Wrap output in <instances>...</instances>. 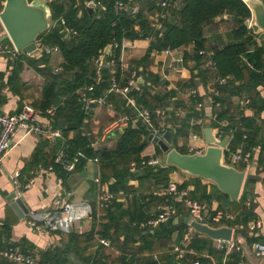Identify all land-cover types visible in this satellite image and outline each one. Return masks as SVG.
<instances>
[{"label": "trees", "instance_id": "16d2710c", "mask_svg": "<svg viewBox=\"0 0 264 264\" xmlns=\"http://www.w3.org/2000/svg\"><path fill=\"white\" fill-rule=\"evenodd\" d=\"M96 1H100L104 9H94L92 13L85 0L50 1L54 26L41 33L38 40L41 44L57 47L63 57V63L59 69H54L50 65L51 54L19 53L12 70L14 79L18 80L25 63H28L43 77L42 99L36 107L42 112L50 107L55 108V127L62 119L68 123H76L73 137L69 136L71 130H62L63 137L55 142L53 157L44 162L45 166L51 164L53 169L63 176L68 173L66 165L81 150L89 157H99L102 181L114 179L109 190L116 195V198L104 211L106 220L101 221L102 216L98 217L97 211L94 210L91 230L85 233L67 234V241L63 247L44 251L40 262L41 264H187V259L180 258L172 247L175 244L181 245L186 239L188 226L183 220L184 216L189 214L188 207L182 200H174L157 193L160 188L171 184L170 173L180 169L174 165L159 166L143 163L149 159V156L143 153L149 144L151 130L142 123L138 127L129 125L110 134L116 138L112 147L94 148L89 129L83 131V127L89 125L86 120L90 115L84 110L80 92L85 86L95 83L97 72L93 61L106 46L113 45L114 53L109 59L112 58L115 64L103 66L101 80L95 83L94 91L89 93L91 96L105 94L111 87L113 77L117 80L122 78L126 80L130 75V71L125 70L121 62L123 42L149 38L150 45L146 53L139 60L134 61L138 76H142L144 82L139 84V89H134L130 94L139 104L153 112L155 122V111L158 108H165L173 116L169 121L176 126L171 129L174 132L173 146L182 153H188L185 143L179 145V139L189 136V127L199 132L200 111L196 106L197 103L202 102L205 107V98L198 93L191 96L186 105L183 100L173 101L174 92H154L153 86L160 83V76L149 71L147 65L151 61L153 52L193 44L194 53L185 52L183 63L189 67L195 64L193 69H198V74L184 86L197 88L196 77L206 84V79L212 72L218 77L216 83L218 92L213 95V103L210 105L215 115L212 126L220 130L224 137H231L229 147L232 150H236L240 145L246 150L259 148L258 166L264 171V135L262 134L264 120L259 121L260 115L264 112V96L261 93V90H264V43L259 45L256 40L258 34L245 25L246 19L252 17V11L244 0H182L179 8L170 6L165 10L158 5L160 0H131L129 7L121 11L115 9V0ZM130 7L139 8L138 11L135 9L130 11ZM2 9L3 5L0 6V10ZM153 11L165 12V17L160 19L161 28L153 26L147 16V13ZM224 13L230 14L238 26L225 36L217 35L212 40L214 64L209 67L204 56L200 54V50L205 49L210 43L204 29L210 21ZM62 17L66 25L76 31L75 34L64 33ZM7 41L9 40L3 42ZM40 64H43V67ZM244 93L250 98V103L245 107L234 105L232 98ZM109 96L108 98L116 103L117 115L122 114L123 111L129 112L124 100L117 98L115 94ZM217 103L220 105L217 106ZM170 107L173 109L170 110ZM180 107L186 109L187 113L182 120L183 126L177 128L179 119L176 118L175 110ZM246 109H252L254 115L247 116ZM192 120L194 125H189L187 121ZM225 120L227 124L223 125ZM41 154L37 151L34 160L40 161ZM86 161L81 159L77 168H82ZM132 163L135 165L133 166ZM237 167L241 170L245 168L243 164ZM131 180H138V186L130 184ZM190 184L195 186L189 193L190 197L206 203L209 207L215 199L219 203L218 209L237 214L235 220L227 221L228 225L248 223L257 218L254 199H248L247 189L243 191L239 200L231 201L229 195L223 193L217 185L214 186V191L209 193L206 185L201 183V177L190 176V180L177 186L186 189ZM120 192H124L125 196L131 195L129 203L122 201V197L118 196ZM247 201L250 202L249 206ZM167 202L177 206L181 221L176 224L171 219L155 228L144 226L143 222L154 208ZM207 210L210 212V208ZM152 230L154 232H151ZM10 235L11 226L6 222L0 231V252L12 248L9 242ZM95 235L109 240L110 247L119 251V255L111 258V255H107L104 251L108 247L97 241L98 248L95 253L84 256L88 246L82 243L90 242ZM261 239L255 237L251 242ZM213 243L210 237L194 233L186 248L195 253L207 252L222 262L226 250L218 249ZM71 255L78 259L72 261ZM187 257L196 258L195 254H188ZM239 257L240 252L234 250L229 263L234 264Z\"/></svg>", "mask_w": 264, "mask_h": 264}, {"label": "crops", "instance_id": "0c3cea01", "mask_svg": "<svg viewBox=\"0 0 264 264\" xmlns=\"http://www.w3.org/2000/svg\"><path fill=\"white\" fill-rule=\"evenodd\" d=\"M44 1L49 5V2L52 0H40ZM176 5L173 3L174 8H179L182 4V0H177ZM4 6V1L0 0V6ZM134 9V8H133ZM2 10H0L1 12ZM164 12V11H153L147 13L148 18L154 23L157 20V13ZM238 23L233 19V17L228 14L224 13L212 21H210L205 26V36L209 39L208 46L205 47L206 49H213L212 44L214 41L212 40L217 35L225 36L229 31L233 28L237 27ZM5 34V29L0 22V112L3 113H17L22 110L23 106L29 104L35 108L38 102L42 99V91H43V77L35 72L32 66L28 63H25L24 69L21 72L20 78L14 79L13 74V67L15 60L19 56L18 52L16 54L8 52L5 50L7 47L8 49H13L14 46L10 39L7 42L1 41V38ZM259 37L261 35H258ZM258 36L256 40L259 45L264 43V39H259ZM7 40V39H5ZM37 44H40L38 40ZM150 45V39H138L135 41H124L122 45V52H121V62L122 66L125 70L130 71V75L126 80L123 78L118 80L120 84H126L127 81L131 78L134 71L138 73V69L136 64L134 63L135 60H139L141 57L144 56L148 47ZM194 45H187L176 49H167L162 52H153L151 55V61L147 65V68L152 73L160 76V83L158 85H154V92L158 93H167V92H174L175 95L173 97V101L176 100H183L187 105L189 103V96H188V87H185V83L190 81L194 75L198 74V69L194 70L195 64H191L189 66H185L183 63L184 53L187 52L189 54L194 53ZM214 50V49H213ZM114 47L112 44H109L104 49V55L106 56L107 60L113 56ZM34 54L38 55L39 52H34ZM205 60V58H204ZM63 63V57L59 50L54 51L51 53L50 57V65L54 69H59L60 65ZM43 67V64H40ZM104 66H110L105 64ZM142 67L139 68L141 70ZM13 77V82H12ZM139 84L144 82L142 76H138ZM197 83V90L198 93L205 98L206 106L200 111V114L204 117V122L200 123L199 119L198 122L201 124V128L199 132L193 131L192 127L188 128L189 136L187 138H180L179 145L185 143V146L188 150V144L193 142L191 136L194 133H198L202 136V140L196 141L198 146H207L206 137L204 134L205 124L210 123L212 126V120L215 119V115L213 114L212 107L210 106L213 103V95L216 92H213L212 89H216V83L218 81V77L212 72V74L208 75L206 79L207 83L204 84L199 77L195 78ZM139 89V86H138ZM218 92V91H217ZM262 95L264 96V90H261ZM117 98H121L125 102V106L129 109V112L123 111L122 114H135L138 112L142 107V104H139L136 99L131 95L122 96L116 95ZM242 97L246 94L244 93L241 95ZM110 97V96H108ZM109 101L110 100L108 98ZM130 100H133L134 103H131ZM114 103V108H110L105 104H98L95 103L93 105V109L90 112V117L86 120L88 127H83V131L86 132V129H89L90 138L92 140V144L94 148H100L103 146L112 147L115 144L116 138L113 135L104 136L103 130L105 123L113 121V118L116 119L119 115L116 112V103ZM197 108V107H196ZM38 109V108H37ZM170 110L173 107L169 108ZM182 109L183 114L181 117H177L178 120V127H181L182 120L186 117V109ZM176 109V110H178ZM105 110L107 117L109 116V120H104L103 118H99V113ZM175 110V111H176ZM198 110V109H197ZM199 114V116H200ZM245 114L247 116H253L254 111L252 109H246ZM176 115V114H175ZM55 117V116H54ZM173 119V116L169 113L168 114V123H169V130L174 129L176 126L169 121ZM42 120L47 121L48 115L45 113L42 114ZM264 120V112L260 115L259 121ZM110 121V122H111ZM142 122L140 119L137 122V126L139 123ZM47 123L54 127L59 128L58 125L55 127L54 125V118L51 121H47ZM189 125H194V120L187 121ZM227 124V121H223L222 123ZM132 126V125H131ZM67 129V128H65ZM63 130V129H62ZM71 130V129H69ZM75 128L71 130L70 137H73L75 134ZM172 131V130H171ZM217 132V128L212 126V133L215 137ZM174 133V132H173ZM262 134L264 135V125ZM115 135V134H114ZM151 135V134H150ZM229 137L230 144L231 137ZM113 140H112V139ZM224 138V135H223ZM60 139V138H59ZM56 142V141H55ZM55 142L49 141L37 134H28L25 135L23 131H19L13 139V145L8 149L2 163V167L0 168V231L1 227L4 223H8L11 226V235L9 242L12 245V248L17 247L24 253L34 255L38 260L41 259L42 253L47 251L48 249H55L56 247H63V245L67 241V234H62L58 232H54L51 234H45L36 231L28 224V218L30 213L32 212H46L51 211L54 209L61 208L66 202L68 201H89L92 203L94 210L97 211L96 203H97V196L100 187H105L110 189V184L113 183L114 179L111 178L109 181H102L101 179V163L95 162L92 160L86 161L85 165L82 168H77L75 171H68V173L64 174L63 176L60 175L58 171L53 169V166L50 164L45 166V161L51 160L53 157V146ZM239 147V146H238ZM37 151H40L42 154V158L40 161L35 159L34 155ZM143 155L152 157H163V151L160 149L159 145L149 138V144L144 151ZM260 156V149L253 148L252 152V162L253 167L251 172L261 176V180L259 181H246L244 190H248V193L252 194L248 199H254L255 203V212L257 218L254 219L255 221L261 222V227L258 228L255 232L250 233L247 231H240L237 230L234 238V243L232 245H226L220 243L218 240L213 239V245L218 249H225V253L223 255L222 262H219L215 256L204 252V253H197V255L201 256V260L205 259L204 261L208 264H230V256L232 255L234 250L240 252L239 259L234 263L237 264L238 261L242 259V253L238 250V246L240 244H245L246 246H252L255 242H264V171L262 168H259ZM34 160V161H33ZM58 161V160H57ZM240 165V164H239ZM52 167V169H50ZM42 168H45L44 172H40ZM238 168V167H237ZM239 169V168H238ZM241 170V169H239ZM19 172V176L16 178L14 177L16 172ZM190 176L186 173H183L181 170H174L170 173V183L173 185H180L184 181L190 180ZM98 177L101 179V184L96 180ZM15 179H18L20 186L15 183ZM201 183L206 185L207 191L213 192L214 191V184L213 182L203 179L201 177ZM130 184L138 186V180H131ZM187 188L193 190L195 188L194 184H190ZM12 192H17V197L22 198L23 202L29 209V212L26 216L20 217L17 212L11 206V201L8 200V196ZM67 192H70L71 195H68ZM124 195L122 199L123 202L126 204L129 203L131 200V195L125 196L124 192H120ZM247 205H250V202H246ZM206 208H210V212L213 209L218 208L219 203L217 200H212L211 207L207 206L205 203ZM155 209V208H154ZM153 212V211H152ZM98 217H101L102 220H106L105 212L100 214L97 211ZM188 216V215H187ZM186 216H184L185 218ZM93 217L86 221H82L76 223L74 225V229L71 233H85L91 230ZM174 223H179L181 220L178 218L172 219ZM184 221V220H183ZM253 221V220H252ZM185 223V222H184ZM186 224V223H185ZM227 224V222H226ZM228 225V224H227ZM231 225H229L230 227ZM151 232H154L152 230ZM70 233V234H71ZM147 233V231H145ZM194 233H199L196 231H192V233L186 235L188 239L183 240L182 244L186 247L189 244L191 236ZM201 235L207 236L205 234L200 233ZM208 237V236H207ZM261 237V240L251 242L253 238ZM123 239V237H121ZM95 239V240H94ZM90 242H84L82 245H87L88 248L84 254L92 255L98 248L97 241H99V235H95V238ZM212 239V238H211ZM263 240V241H262ZM107 255H111V258H115L119 255V251H117L113 247H108L104 249ZM158 252V251H157ZM159 254V252H158ZM72 261L78 259L74 255L70 256ZM182 258V257H180ZM187 259V264H190L191 257ZM246 261L249 264H264V259H259L255 257L253 254L250 253L248 257H245ZM6 261V262H5ZM12 264L5 258H3L0 254V264Z\"/></svg>", "mask_w": 264, "mask_h": 264}, {"label": "built area", "instance_id": "2783aa9c", "mask_svg": "<svg viewBox=\"0 0 264 264\" xmlns=\"http://www.w3.org/2000/svg\"><path fill=\"white\" fill-rule=\"evenodd\" d=\"M131 0H115V9L117 11L125 10L129 7V3ZM177 0H160L158 2L159 7L162 10L173 6L174 3L176 5ZM85 4L91 9H104L102 3L96 0H85ZM139 7H135V11H138ZM165 12L157 13V20L152 25L156 28H161L162 24L160 22L161 18L165 17ZM253 22V16L246 19V23H248V27L251 28V24ZM61 23L64 28L63 31L66 35L72 33L75 34L76 31L67 26L65 19L61 18ZM256 34H260L261 32H254ZM264 33V32H262ZM259 39H264V34H260ZM6 51L11 53H18L19 51L14 47L13 49L5 48ZM58 50L57 47H52L44 44H39L37 47V52L51 54L54 51ZM35 51V52H36ZM200 54H202L205 58L207 66H213L214 62L212 56L214 54L213 49H202L200 50ZM94 66L96 68L97 77L95 78V83L100 82L101 80V71L105 64L114 65L115 61L113 59L107 60L104 55V50L97 56L94 61ZM95 83L85 86L80 92V99L83 100V107L85 112L89 115L93 109V105L95 103L105 104L110 108H114L113 101L108 100V96L110 94L128 96L134 89H138L139 80L138 73L136 71L133 72L131 78L127 81L126 84H120L118 80L113 77L110 89L103 95L99 96H91L90 92L94 91ZM188 96H194L198 94L197 88H188ZM213 92H216L215 89H212ZM213 102V100H211ZM131 103H134L133 100H130ZM232 102L234 105H238L239 107H245L250 103V98L245 96H234L232 98ZM220 104L217 103V106ZM197 109L202 111L204 108V103H197ZM45 113L48 115V120L51 121L56 113L54 107L48 108L45 112L26 104L23 106L22 110L17 113H0V168L2 167L3 159L10 147L13 145V139L19 131H23L25 135L28 134H37L42 136L43 138L55 142L59 138L63 137L62 129L54 128L50 126L47 121L42 120V114ZM156 114V122L154 121L153 112L150 111L146 107H142L135 114H122L119 115L116 119H113L103 130L104 136H110V134L115 133V131L121 130L129 125L133 127H138L137 122L142 119V124L148 127L151 130V134L154 136L162 137L163 134L169 130L168 112L165 108H158L155 111ZM176 116L181 117L183 114L182 109L176 110ZM199 122H204V117L200 114ZM140 124V123H139ZM193 142L188 144V153H202L206 149L205 146H198L196 141L202 140V136L198 133H194L191 136ZM215 139L217 141H221L223 139V133L217 129ZM94 144H92L93 146ZM252 150H246L243 145L237 147L236 150H232L227 144L224 149V161L232 166H239V164L244 165V169L248 174L251 172L253 167L252 162ZM81 159H85L87 161L92 160L95 162H100L99 157H89L83 151L79 150L74 156L73 160L70 161L66 165V169L68 171H75L77 169V165ZM161 161L160 157H152L148 160L144 161L148 165H158ZM134 166L135 163H132ZM52 169V167H50ZM45 168H42L40 172H44ZM19 172L17 171L14 177H18ZM101 184V179L98 177L96 179ZM15 183L20 186L18 179L14 180ZM68 195H71L70 192H67ZM157 193L162 196L170 197L174 200H182L188 207L189 216H191V220H201L202 218H206V223L211 227H221V226H229L226 224L227 221H233L236 219L237 214L229 211V210H221V209H213L211 212H208L205 203L194 199L189 196L190 189H180L177 185L170 184L167 187L160 188ZM118 196L124 198L122 193L118 194ZM116 198V195L111 193L108 188L100 187L97 196L96 208L100 216L108 207L109 203ZM94 216V207L92 203L89 201H68L61 208L54 209L46 212H32L28 218V224L38 232L51 234L54 232H59L62 234H69L73 231L74 225L76 223L82 222L83 220L91 219ZM178 218L180 219L179 212L177 206L174 203L167 202L161 203L157 206L156 209L150 214V216L143 222L144 226L155 228L160 223L167 222L171 219ZM187 233L186 235L195 231L194 228L187 223ZM233 228V237L237 230L247 231L250 233L255 232L258 228L261 227L260 221H249L248 223H238L234 226H230ZM186 239L187 236H186ZM100 243L104 244L107 247L111 246V243L107 239L100 238L98 239ZM222 244L232 245L234 240H218ZM172 250L179 254L180 257L185 258L188 254H195L196 258L190 260V264H208L204 263L201 260V256L197 255V253L188 250L183 244H175L172 247ZM238 250L242 253V259L238 261L237 264H249L245 257H248L253 254L255 257L259 259H264V242H255L252 246H246L245 244H240L238 246ZM1 256L8 261L15 264H41L40 260H38L34 255L24 253L19 248H10L5 249L0 252ZM156 257V255H155ZM92 264V263H88ZM215 264V263H214Z\"/></svg>", "mask_w": 264, "mask_h": 264}, {"label": "water", "instance_id": "95a60500", "mask_svg": "<svg viewBox=\"0 0 264 264\" xmlns=\"http://www.w3.org/2000/svg\"><path fill=\"white\" fill-rule=\"evenodd\" d=\"M252 11L253 22L251 28L254 32H264V1L244 0ZM133 10L132 7L129 8ZM92 13L93 9H89ZM0 22L5 29L2 40L10 39L13 46L21 53L33 54L38 47V37L44 31L54 26L51 19L50 6L40 0H5L0 12ZM248 26V23L245 22ZM60 129H74L76 123H68L62 119L58 122ZM204 134L207 146L202 153H182L173 146L174 133L167 130L160 138L151 134L149 138L156 142L163 151V157L159 166L174 165L183 173L191 176L202 177L217 185L225 194L229 195L231 201L240 199L247 180H261V176L252 172L246 173L224 161V149L229 137L225 136L217 141L212 133L210 123L205 124ZM251 198L252 194L248 193ZM11 206L20 217H25L29 209L22 198L17 197V192L8 196ZM184 222L190 223L196 232L207 235L215 240H232L233 228L229 226L211 227L206 223V218L191 220L186 216Z\"/></svg>", "mask_w": 264, "mask_h": 264}, {"label": "rangeland", "instance_id": "374dc122", "mask_svg": "<svg viewBox=\"0 0 264 264\" xmlns=\"http://www.w3.org/2000/svg\"><path fill=\"white\" fill-rule=\"evenodd\" d=\"M99 118H103L104 120H109V116L107 117V115H106V111L105 110H102L100 113H99V116H98ZM112 120V119H111ZM110 120V121H111ZM110 121L107 123H105V126L103 127V128H105L109 123H110ZM112 139V138H111ZM113 140V139H112ZM83 221H86V220H83Z\"/></svg>", "mask_w": 264, "mask_h": 264}]
</instances>
